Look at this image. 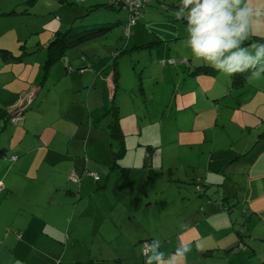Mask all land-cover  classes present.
I'll return each mask as SVG.
<instances>
[{
	"label": "rangeland",
	"instance_id": "obj_1",
	"mask_svg": "<svg viewBox=\"0 0 264 264\" xmlns=\"http://www.w3.org/2000/svg\"><path fill=\"white\" fill-rule=\"evenodd\" d=\"M82 1L84 0H37L36 4L28 7V0H0V109L10 113L15 108L20 110L25 104L24 111L33 115L37 113L27 119L26 124L29 127L36 119L40 123H47L51 119L54 120L53 114L58 110L55 119L57 118L60 105H64L68 111L72 107L70 102L82 95L78 92L71 99L61 98L57 87L61 82L57 85L50 82L54 67L57 70L75 69L78 72L82 69L76 67L77 62L83 63L85 59L97 61L98 64H106L109 61V66L103 72L106 76L107 69L110 70L116 60L120 82L129 76L133 79L134 88L130 85L127 92L142 116L138 119L142 127L141 135H125V152L118 161V166L124 167L125 170L121 172L118 166L111 168L112 149L105 134V122L108 120L101 118L99 125L93 130L94 139L89 143L87 154L80 151L78 156H83L84 162L86 155L101 156L100 151L105 147L109 150L106 154L108 163L106 167H101L105 172L101 174L97 170L93 171L101 175L100 179L94 182L91 177L87 178L89 186L78 187L81 193L77 199L76 185L70 182L63 184V191L68 187L73 190L72 198L61 197L60 193L57 198H51L46 189L41 192V183L46 180L45 177L49 176L51 170L41 167L32 172L31 158L29 160L28 157L26 162L20 159L15 162L9 160L11 155L18 156L27 145L23 143L29 139V144L32 140L31 136L26 135L30 132L25 134V131H19V126L24 122L15 125L11 123L10 118L0 117V146L7 149L6 154L0 156V177L7 169L9 177L14 179L11 169L13 164L18 166L20 163L23 168L8 197L4 194L5 189L0 190V264H11L14 259L17 264H144L142 242L152 239L161 242V250L166 254L173 252L179 241L191 244L192 251L181 264H264L263 222L259 221L257 216L244 212L242 201L233 197L229 198L228 204L234 205L231 211L236 220L230 222L227 205L222 209V203L227 204V200L223 199L221 188L232 185L228 179L229 174H226L228 169L225 174L216 175L222 184L215 188L207 184L206 191H202L203 184H197L196 187L199 188L194 186L199 178L194 179L193 173L195 170L203 176L202 172L205 171L199 172L180 163V158L185 156L180 154L184 151L183 147L187 146L184 142H190L191 146L204 149L205 152L220 149L221 146L228 147L231 144L229 140L233 137L234 146L241 145L243 141L248 143L251 134L239 138L238 135L231 134H239L240 130L235 126L238 122L250 124L247 129L252 132V126L257 122L255 115L259 118L264 116V77L257 79L247 76V83L242 89L229 87L230 77L220 72H216L213 77L193 79L192 81L204 83L201 88L204 93L216 88H220L222 93L215 101L210 96H203L194 105L179 112L160 113L156 110L161 96L160 82L149 87V78L143 77L144 99L143 94H140L137 76L141 67L135 62V52H128L131 51L133 42L138 45L159 41V44L142 51L145 53L144 57L149 59L148 63L151 60L152 64H156L152 69L159 77H167L172 65L168 62L161 64V61L167 58L149 57L148 49L171 47L178 50L179 47L188 53L182 39L165 40L171 34H176L174 32H178L176 27L180 29L179 34H186L184 23L171 24L163 21L164 13H174L164 9L168 6L164 0H155V3L149 2L142 9L151 22L143 17L144 14L143 22L138 17L132 27V33L126 37L124 23L129 18L128 10L122 8L112 12L103 6L92 10L89 5L106 3V0H88L84 4ZM48 2L54 4L49 5ZM78 6L85 7L81 10V15H76L79 16L78 19L73 20L72 16L80 10ZM69 18L73 20L71 21L74 26L82 25L78 29L93 26L91 21L98 23L108 20L121 23L112 27L110 37L106 39L97 38L64 50L62 57L52 62L51 73L43 81L42 66L48 56L46 45L52 39L56 28L60 27L63 31L70 28L71 21L59 25L61 21ZM124 48L127 51L115 58V54ZM24 51L28 54L23 56ZM57 73L60 76L58 71ZM84 77L88 80L89 74H84ZM175 87L178 85L173 89ZM96 88L99 91V87ZM173 89L168 85L162 92L161 99L167 102V108L173 106ZM228 90L231 94L227 96ZM120 91L122 92L121 87ZM190 91H195V88L180 85L178 90L180 93ZM104 99L107 102L106 96ZM2 110L0 113H4ZM100 114L102 113H98V116ZM5 116L7 117L6 114ZM227 119H231V122ZM222 122L227 124L221 128ZM197 124H203L204 128H200L198 136L190 135L192 132L189 130ZM80 125L77 124V128ZM81 127L77 134H80ZM182 127H185V130H179ZM47 135L48 132L44 130L43 136ZM212 136L213 140L207 142ZM187 147L189 148V145ZM147 154L156 168H151V163L148 167L144 166ZM57 155L60 159H65L62 155ZM33 156L38 160L37 151H34ZM203 158L204 156H201L199 160L197 156H193L191 162L203 166ZM73 160L74 157L69 159L66 165L53 169L51 178L57 180V177L64 173L63 182L66 181L65 173ZM79 160L80 157H77L78 162ZM96 160V157H92L89 162ZM169 160L180 164V167L171 168L172 170L159 167L160 163L163 162L165 166ZM123 162H126V167L122 165ZM168 171L174 172L172 180L165 181V173ZM206 173L211 175L210 171ZM40 193L42 195L36 199ZM238 193L240 196V189ZM27 196L33 199L30 202L38 205L39 210L38 206L33 210L29 209ZM85 204H89V207L84 208ZM12 223L15 225L12 226ZM183 225H187V228L182 227ZM238 231L242 234L240 242ZM197 244L201 248L212 249V255L201 257L202 252H198ZM231 247H234L233 250H227Z\"/></svg>",
	"mask_w": 264,
	"mask_h": 264
},
{
	"label": "crops",
	"instance_id": "obj_2",
	"mask_svg": "<svg viewBox=\"0 0 264 264\" xmlns=\"http://www.w3.org/2000/svg\"><path fill=\"white\" fill-rule=\"evenodd\" d=\"M36 1L37 0H35L33 3L36 4ZM87 1L88 0H84L82 1V3L84 4V2H87ZM152 1H154L155 3V0H146L143 3V6L147 5V3L149 2L151 3ZM164 1H165V4L166 3L168 4V6L164 7V9L172 10V12L170 13H174L176 11L179 0H164ZM28 4L29 3L27 2V5ZM48 4L53 5L54 3L50 4V2H48ZM96 4L102 5L103 2L96 3ZM143 6L140 9V14H139L140 21L143 22L144 21L143 17H146L145 19L151 22V20H148L150 18L142 10ZM78 7H80V10L78 11V13L72 16L73 20L78 19L79 16H76V15L80 14L81 10H83L85 6L83 7L78 6ZM54 9L55 7H53L52 10ZM113 11L114 10H112V12ZM27 12H29V10H27ZM143 14L145 16L142 17ZM171 15L174 16V14H171ZM72 19L69 18L68 20H65V21L60 20L61 23L59 25H62L63 23L67 24ZM72 21L70 22V24L73 23ZM163 21H167L171 24H175L176 22H178L175 20V18H169L166 16L163 18ZM113 23L115 25V24H120L121 22L118 21L116 23L115 22ZM125 24L126 23H124V29H125ZM133 26H135V24ZM132 27H131V31H132ZM176 30L178 31V32H174L176 34H171V36H169L168 38H165V40L167 41L169 40L176 41L180 39L184 40L186 34H179L180 33L179 27L178 28L176 27ZM57 31H63V30L60 27L56 28L53 31L51 38L54 36V34ZM130 34L128 36H130ZM108 37H110V34L106 35L105 37H102V39H106ZM253 39H256V37H253ZM261 42H264V41H261ZM147 44L150 46H154L156 44H159V41L148 42ZM147 44L137 45L135 42H133L132 46L130 47L131 51L128 52V53L135 52L136 54L135 62L138 63L139 66L141 67V72L138 73L137 76H138L140 94H143L142 97H144L145 99V94H144L145 88H144V80H143L144 76L149 78V83H148L149 87H151L153 83L160 82L161 96H162L163 89L166 88L168 85H170L172 89L175 85H178V87H175L173 89L172 94H171V98H172L171 103L173 104V106L167 108L166 107L167 102L162 101L161 96H160V98L158 99V104L156 106V110L158 112L160 113L164 111L179 112L190 105H194L197 102V100L203 96H206V97L210 96L212 97V100L214 101L219 98L220 94L222 93V90H220V88H216V90H213V89L206 90V93H204L201 89L204 83H201L200 81H197V80L192 81L193 79H196L199 77L200 78L213 77L214 75H216L217 71L213 70L210 67H206L202 62L194 61L191 57V53L189 49H188V53L184 49L179 48V47H177L178 50H173V48L171 47H168L167 49L163 48V49H158V50L148 49L149 57L152 56L154 59L167 58L166 60H162L161 64H166L168 62L169 65H172V67H170L171 71L169 75H167V77L165 78H161L159 77L158 73L154 71V69H152L156 64H152L151 60L148 63L149 59L144 57L145 53H143L142 50L147 49L148 47L144 46V47L136 48L138 46L147 45ZM126 51H127L126 48L122 49L119 53L115 54V58H117L121 53L126 52ZM169 60H173V62H169ZM109 64H110L109 61L106 62V64H98L97 61H91L90 59H85V62L83 63L77 62L76 64V67L83 68L82 72L80 71L76 72L77 70H75L72 66L68 65L72 67V69L74 70L65 69V71H63L62 68L57 70L53 66L54 68L51 73V70H52L51 69L52 66H51L47 75L42 80L44 81L48 77L49 73H51L50 82H52L55 85L61 82L60 86H57L60 92L61 98L64 97V98L71 99L78 92H81L82 95L77 99L74 98L75 101L70 102L72 104L71 105L72 107H70L68 111L65 110L64 105H60L58 108L60 109V111L58 112V116L56 119H55V116L58 110L55 112V114H53L54 120L51 119L47 123L46 122L40 123L36 119L35 123L30 124V127L26 124V121L29 117H31L30 115L34 116L37 113L33 115V114H30L24 111L23 110V107L25 105L24 104L22 106V115L23 114L24 115L23 116L21 115L20 118L15 123H13L16 125L20 122L21 123L24 122L22 126H19L20 128L19 131L23 130L25 131V134L27 132H30L26 135H28L29 137L31 136L32 140H30L31 142L29 144H28L29 139L26 143H23L24 145L26 144L27 145L22 148V150L17 156V159L13 161L9 158V160L12 162H15L20 159L22 162H26V158L28 157L29 160L31 158L30 164L32 165V172H36V170L40 169L41 167L51 170L49 173V176L45 177L46 180L43 183H41L42 185L41 192H44L46 189L51 198H54V197L57 198V195L59 193L61 197L63 196L69 199L72 198V195H74L73 190H67L69 189L68 187L65 191H63V184L65 182H70L71 184H75L77 188L76 192L78 190L80 191L79 189L80 187L86 188L87 186H89V183H88L89 181L87 180V178H90V176L88 175L81 176V179L77 181L71 182L72 180L71 181L69 180L68 178L69 172L73 169L78 170L76 172H80V171L82 172L86 169L88 171H92L91 173H95L93 172L95 170H97L101 174L105 172V170L103 171L101 170L102 166L106 167L108 163V159H109L108 156H106L109 150H106L105 147L100 151L101 156H95V155L87 156L86 155V157H84L87 160L86 162L85 161L83 162V156H78V155L80 151H84V153L87 154L88 150L90 149L89 143L93 141L94 139L93 130L97 128L95 121L103 117L102 115H104L105 113V108L108 107L110 103L109 101V96H110L109 92H110V86H111L110 73L113 72V68H114V71L117 72V82H116L117 92L115 94V103L118 106L119 123H120L121 131L124 134V143H125V135L127 134L137 133L141 135L142 127L140 126V121L138 119L142 118V116L135 108V102L133 101V99H131L128 96V92H127V90L130 89V85L132 89L134 88L133 79L131 76H129L127 77L125 81L120 82L121 77L119 74L116 60L113 62L112 68L110 70L107 69L108 73L109 72L110 73L109 74L107 73L106 76L103 75V72L106 70ZM201 65L207 68L206 69L207 74L201 73V71H197L198 70L197 67ZM57 71L60 73V76L58 75ZM145 72H147L148 74L146 75ZM84 74H89L88 80H87V77H84ZM140 82L142 86H140ZM246 83H247V74H246L245 80L242 83H240V80L232 81L230 77L229 87L234 88V89H242L244 87V84L246 85ZM180 85H185L186 87H193L195 88V91L180 93L178 92V90L180 89ZM96 87H99V91H97ZM120 87L122 88V92L120 91ZM92 88H94L95 90H92ZM230 94L231 93L228 90L227 96ZM105 96L107 97V102L104 101ZM34 99L35 97L32 100ZM93 104H96L97 106L93 107L92 106ZM94 108H96L95 111H94ZM98 113H102V114L98 116ZM105 118L108 120V117H103V119ZM255 118L257 122L256 124L252 126V129H251L252 132L250 131V129H247V127H249L250 124H247L246 122H243V123L238 122L237 124H235V126L237 127V129L240 130V132H238L239 134L237 133L231 134V135H238L237 136L238 138L248 137L251 134V138L247 141L248 142L247 144H245L243 141L241 145L234 146L232 140L235 137H233L229 140L231 144H229L228 147L221 146L220 149H215V150L210 149L208 150V152H205L204 149L194 148L193 146H191L192 143L190 142H187V143L184 142V144H187V146L189 145V148L187 146L183 147L184 151L180 155H185V156L180 158L181 159L180 163L186 167L194 168L198 170L199 172L201 170L205 171V172H202L204 173L203 176H200L201 173H196L195 170L193 169L194 179L199 178L198 183L203 184L204 186L203 189L201 188L202 191H206L207 184L212 185V188L217 187L218 185H220V183L222 184V182L216 178V175L225 174L224 173L226 172L225 170L228 169V172L226 174H229L230 177L228 178L227 176V178L230 179V182L232 185L229 186L228 188H225V187L221 188V195L223 196V199L227 200V204L222 203V205L224 204V206L225 205L229 206L228 202L230 201L229 198L231 197H233V199H236L238 201H242V203L244 204L245 212H248L251 215L257 216L259 221L263 222L264 224V136L259 137V134L264 132V116L261 115L259 118L257 115H255ZM227 120L231 122V119H227ZM36 123H40V124L36 125ZM107 123L108 121L105 122L106 124L105 134L107 135L108 145L110 146ZM77 124H81L80 127L82 126L80 134H77L80 128V127L77 128ZM226 124L227 122H222V124L220 125L221 128L225 127ZM194 127L196 129L191 128L189 130L190 132H192L190 133V135L198 136L199 135L198 132H200L199 131L200 128H204V125L197 124V125H194ZM44 130L48 132V135L46 137L43 136ZM179 130L181 131L185 130V127H182ZM256 131H257V134H255ZM179 135L181 136L184 134H179ZM200 135L202 136L201 133ZM81 136H86V138L82 139ZM204 140H206V137H204ZM211 140H213V136L210 137V139L207 142ZM139 143H140V137H139ZM147 147H150V146H147ZM111 149H112L111 151H113V148ZM6 150L7 149L4 148V146H0V155L6 154ZM34 151H37L38 153V160H35L33 156ZM22 154H25V155L22 158H20ZM57 154L62 155L65 159H60V157ZM193 156L194 157L197 156L199 160L201 159V156H204L203 159H204L205 165L201 166L200 164L197 165L196 163H192L191 159L193 158ZM72 157H74V160L72 164L68 165V168L65 173L66 181L63 182L64 173H61L59 177H57V180L52 179L51 178V176L53 175L52 170L55 169L56 167L60 168L64 164L66 165L67 162H69V159H71ZM77 157H80L79 162L77 161ZM92 157H96L97 160L93 163H90L89 159ZM169 161L170 162H167L168 164L166 163L165 166L163 162L160 163L159 167L161 168L164 167L167 170H172L171 168L180 167L179 166L180 164H174L172 160H169ZM125 163L126 162H123L122 165L124 166L127 165ZM150 163H151V168L153 169L156 168V166H154L152 161ZM214 163L216 164L214 165ZM118 165H119V162H118ZM110 167H115V166H113V163H112ZM118 167L119 169L123 168L125 170L124 167H121V166H118ZM11 169H12V174H13L14 179L9 177L8 175L9 173L7 169H5L3 176L0 177V181L2 182V185H3L2 190L4 189L6 190V192L4 193L6 197H8V195L12 192L14 183L18 182V178H17L18 174L20 175L23 172V168L20 163L18 166L13 164V166H11ZM124 170H121V172H123ZM207 171L211 172L210 176H208V174L206 173ZM153 172L155 173V171ZM173 173H174L173 171H168L167 173H165V177H166L165 181L172 180ZM98 177L100 179L101 175L100 176L98 175ZM161 178L162 177L160 175V179ZM119 180L120 178H118V181ZM78 184L80 186H77ZM238 189H240L241 191L240 196L238 193ZM41 195L42 193H40L39 196L36 197V199H38ZM76 198H78V195L76 196ZM31 200L33 199H30L27 196V202H28L27 206L29 207L30 210H33L34 207H37L38 205H36L35 203H31L30 202ZM75 205L76 203H74V208H75ZM224 206H222V209L225 208ZM88 207H89V204L84 205V208H88ZM38 210H39V206H38ZM228 217H229L230 222H232L231 221L232 216H229L228 214ZM11 225L14 226L15 224L12 223ZM25 231L26 229L23 230V233H25ZM202 249L203 251H198V252H202L201 257H208L212 255L211 251L208 252V250L210 249L208 248H202ZM11 264H17V261L14 259L11 262Z\"/></svg>",
	"mask_w": 264,
	"mask_h": 264
},
{
	"label": "clouds",
	"instance_id": "obj_3",
	"mask_svg": "<svg viewBox=\"0 0 264 264\" xmlns=\"http://www.w3.org/2000/svg\"><path fill=\"white\" fill-rule=\"evenodd\" d=\"M174 18L194 61L228 77H264V0H179ZM145 243L144 264H181L192 251L183 241L167 254L158 239Z\"/></svg>",
	"mask_w": 264,
	"mask_h": 264
},
{
	"label": "trees",
	"instance_id": "obj_4",
	"mask_svg": "<svg viewBox=\"0 0 264 264\" xmlns=\"http://www.w3.org/2000/svg\"><path fill=\"white\" fill-rule=\"evenodd\" d=\"M35 0H28V7H32L34 5ZM61 2L65 1V0H59ZM98 6H103L105 8H108L107 10H120L122 9V6L118 3H111L108 0H106V3L101 4H94L89 6L90 8H92V10L97 9ZM89 11V9H88ZM164 15L166 17L169 18H174V16L172 15H167L166 13H164ZM90 25V24H89ZM91 25L93 26H89L86 28H80L78 29V27L82 26H74L73 23L71 26H69L70 28L67 29V31H57L54 36L52 37V39L47 43L46 48L48 49V56L47 59L45 61V63L42 66L43 69V79L45 78V76L47 75L50 67L53 65V63L55 61H58L62 56L61 54L63 53L64 50H66L67 48H74L78 45H81L83 43L95 40L97 38H102L105 37L106 35L109 34V32L111 30H113V26L114 23L113 22H109L108 20L106 21H102V22H98V23H93V21H91ZM149 47L150 45H141L138 46L136 48H140V47ZM28 53H26L25 51L23 52V56L26 55ZM53 62V63H52ZM198 70L197 71H201V73H206V67H204L203 65L198 66L197 67ZM82 69L80 70V72L83 71V68H79ZM210 69V68H209ZM110 77H111V86H110V92H109V105L108 107L105 108V113L104 115H102L103 117H108V123H107V128H108V132H109V144L111 146V148H113L112 151V157H113V166H117L118 165V160L123 156L124 152H125V143H124V134L121 131L120 128V123H119V113H118V106L115 103V94H116V90H117V72L114 71L113 68V72L110 73ZM246 78V74L245 75H236L231 77L232 81L234 80H240V83H242ZM2 109H0L1 111ZM4 111V113H0V117H4V118H12L16 115H22V108L19 110L17 108H15L13 111H11L10 113ZM5 114L7 115V117L5 116ZM101 117V118H103ZM101 118L97 119L95 121L96 125H99V122L101 120ZM264 136V132L259 134V137ZM4 153V152H3ZM1 156V155H0ZM17 156V155H16ZM84 161L86 162L87 160L84 158ZM144 166L148 167L150 164V155L147 154V156L144 158ZM114 168V167H111ZM121 170H124L123 168H121ZM78 170H71L69 172L68 178L71 181V175L76 178L77 180L81 179V176H85L88 175L92 172V171H88L87 169L84 171H80V172H76ZM96 174V173H95ZM91 177V176H90ZM94 180V179H93ZM99 177L97 180L98 181ZM73 182V181H71ZM199 184L198 181H196L194 183V186L196 187V185ZM200 185V184H199ZM79 186V184L77 185ZM199 188V186H198ZM70 190V189H67ZM78 196L80 194V191L78 190ZM73 193V192H72ZM77 199V198H76ZM224 206V205H222ZM234 205H229L227 206V210L231 211V209H233ZM244 212H245V208H244ZM229 216H232V222L234 220H236V218L233 216L232 212H229ZM238 238H239V242L241 241L240 237H242V234L239 233V231L237 232ZM142 245H146L145 241L142 242ZM143 248V247H142ZM234 247H231L227 250H233ZM212 251L211 249L208 250V252Z\"/></svg>",
	"mask_w": 264,
	"mask_h": 264
},
{
	"label": "built area",
	"instance_id": "obj_5",
	"mask_svg": "<svg viewBox=\"0 0 264 264\" xmlns=\"http://www.w3.org/2000/svg\"><path fill=\"white\" fill-rule=\"evenodd\" d=\"M111 3H118L122 6L123 9L128 10L129 12V18L125 24V35L128 36L132 31L131 27L135 24L136 19L139 17L140 14V9L143 6V3L146 0H108ZM169 62H173V60H169ZM20 118V115H16L10 119L12 123H15L18 119ZM11 160L17 159L16 155H12L10 157ZM94 180L98 179V175L95 173H90L89 174ZM71 180L72 181H77L76 178H74L71 175ZM3 185L0 182V190L2 189ZM198 188V186L196 187ZM145 248L146 245L143 246L142 252L145 254Z\"/></svg>",
	"mask_w": 264,
	"mask_h": 264
}]
</instances>
